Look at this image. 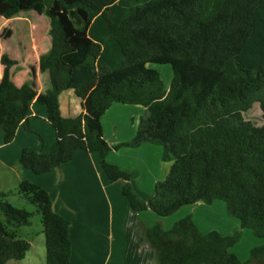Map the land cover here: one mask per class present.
Segmentation results:
<instances>
[{
  "label": "trees",
  "instance_id": "trees-1",
  "mask_svg": "<svg viewBox=\"0 0 264 264\" xmlns=\"http://www.w3.org/2000/svg\"><path fill=\"white\" fill-rule=\"evenodd\" d=\"M6 18L35 11L50 21L51 48L39 59L51 90L39 93L32 79L18 87L8 55L0 81V134L6 144L28 125L31 104L47 109L57 139L49 154L23 150L20 163L43 175L61 169L82 150L96 153L108 179L122 182L134 214L171 217L197 203H226L242 229L264 238V124L244 113L259 104L264 119V0H7ZM152 64L170 65L169 89ZM33 72V71H32ZM73 90L82 113L65 118L60 96ZM146 108L130 142L111 146L102 119L114 104ZM146 143L163 147L170 171L143 202L131 173L108 161L113 150ZM17 195L41 215L46 264H71V222L57 213L50 194L22 181ZM14 192H0V264L21 261L31 250L17 229L32 213L13 206ZM158 264H264V246L243 262L231 250L235 231L203 233L192 215L171 229L140 222Z\"/></svg>",
  "mask_w": 264,
  "mask_h": 264
},
{
  "label": "crops",
  "instance_id": "crops-1",
  "mask_svg": "<svg viewBox=\"0 0 264 264\" xmlns=\"http://www.w3.org/2000/svg\"><path fill=\"white\" fill-rule=\"evenodd\" d=\"M37 39L42 43L43 49L38 54L29 49L30 55L36 59L29 72L32 77L17 83L13 70L19 67V60L10 57L18 62L11 70V78L18 87L33 79L37 91L46 93L52 88L50 76L48 72L40 71L39 59L50 50L51 38L49 35V43L46 34L43 33L37 34ZM23 57L25 60L26 55ZM4 68L2 64L0 81ZM29 74L25 75L26 78ZM138 106L140 105L128 106L117 103L105 114L102 119L103 131L111 146L115 147L133 140L140 123L138 118L114 117V114H121L123 111L132 114L133 111L140 109ZM60 110L65 118H74L82 113L81 100L73 90L61 94ZM144 112L146 113L142 109L139 116ZM112 119V126H108L107 123ZM130 120L132 124L129 125ZM28 125L30 131L21 126L10 144H6L0 134V192H9L17 188L22 181H30L50 194L55 211L71 222V264H158L154 251L142 237L140 229V222L147 224L146 216L149 215L145 212L134 214L130 210L128 201L122 193V182L113 183L108 179L101 168L98 154L79 150L74 159L64 164L61 169L43 175H37L21 165L20 159L24 149L35 148L38 152L49 154L57 139L56 131L48 120L46 107L36 101L31 104ZM107 159L131 173V185L143 202H148L154 195L155 187L165 172L162 168L163 147L159 148L157 144L146 143L138 148L125 147L113 150ZM158 164L162 165L160 172ZM168 165L170 171V164ZM146 188L149 189L147 193L150 197L146 193H141V190ZM179 213L181 217L177 214L166 218L165 228L189 214ZM156 222L162 223L161 220Z\"/></svg>",
  "mask_w": 264,
  "mask_h": 264
},
{
  "label": "rangeland",
  "instance_id": "rangeland-1",
  "mask_svg": "<svg viewBox=\"0 0 264 264\" xmlns=\"http://www.w3.org/2000/svg\"><path fill=\"white\" fill-rule=\"evenodd\" d=\"M9 9L10 5L7 0H0V66L2 65L1 58L5 54H9V57L19 60V67H15L13 70L15 74L14 80L19 83L32 77V74L30 75L29 72H31L30 68L34 66L36 59L34 60V57L30 55L29 49H32L36 54L42 52V43L37 41V34H46V38L50 43V21L46 15H40L35 11H21L12 18H6L5 13ZM24 55H26L25 60L23 57ZM150 67L161 74L165 87L169 89L173 78L171 66L152 64ZM26 74H29L28 78H26ZM138 108L140 109L133 111L132 114L129 111L127 113L123 111L121 114H114V117H135L140 121V118L144 117L146 113L144 112V114L142 113L140 116L139 113H141L142 109L145 111L146 109L143 106H138ZM244 117L258 127H261L264 124L263 112L259 104H255L252 109L244 113ZM109 120H111L110 117ZM112 122L113 119L111 122L107 123V125L112 126ZM114 122L116 123L115 120ZM130 124H132V120L129 121V125ZM158 147L161 148V145H158ZM142 158L147 160L145 157ZM163 165L164 167L161 166L165 172L163 174L164 176L162 175L160 177L161 181H163L169 173L168 163L164 162ZM161 166L158 164V167H160L159 172ZM134 181L135 183H138L136 180ZM17 189L18 187L9 191L14 192L15 195H11L8 200L13 206L26 209L32 213L30 225L17 229L19 238L29 241L32 247L23 260L10 261L8 264H46V241L41 223V215L37 213V208L27 198L20 197L16 194ZM135 190L137 191V188H135ZM142 190L141 193H146V195L150 197V194L147 193L149 192L148 188ZM179 212H182V214H187L189 212L188 215L192 214L201 231L205 234L211 231H218L223 235H232L235 231H239L241 233L240 241L231 251L243 262H247L250 259V251L253 248L264 246V238L256 237L253 231L249 229L240 228V222L228 214L226 203L223 201H216L212 205L197 203L195 205L186 206ZM179 212L173 216L180 214V216H178L181 217L182 215ZM145 213L149 215L146 216V221L149 226L153 225L154 222L161 220L162 225L167 227L165 224V221L167 220L166 218H161L152 211H147ZM175 222L170 224L166 229H171Z\"/></svg>",
  "mask_w": 264,
  "mask_h": 264
}]
</instances>
